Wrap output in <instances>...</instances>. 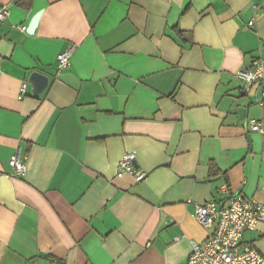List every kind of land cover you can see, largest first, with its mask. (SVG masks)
I'll use <instances>...</instances> for the list:
<instances>
[{"label": "crops", "instance_id": "0c3cea01", "mask_svg": "<svg viewBox=\"0 0 264 264\" xmlns=\"http://www.w3.org/2000/svg\"><path fill=\"white\" fill-rule=\"evenodd\" d=\"M0 3V264H186L223 184L264 203V80L237 76L264 61V0ZM127 152L143 181L117 176ZM243 243L264 256V223Z\"/></svg>", "mask_w": 264, "mask_h": 264}, {"label": "built area", "instance_id": "2783aa9c", "mask_svg": "<svg viewBox=\"0 0 264 264\" xmlns=\"http://www.w3.org/2000/svg\"><path fill=\"white\" fill-rule=\"evenodd\" d=\"M8 16L9 7L0 3V20ZM253 23L251 20L249 25ZM17 27L23 31L27 29L26 25ZM72 51L73 49H68L58 54L60 69L70 65ZM237 76L245 83L246 90H250L254 83L264 80V61H257L254 66L240 70ZM27 87V82H24L20 88V98L26 95ZM262 98L264 100V88ZM259 104L263 105V101ZM250 125L253 131H264L262 122L258 119H251ZM135 160L134 152L125 153L119 161L117 176L128 174L136 182L143 181L147 173L137 168ZM9 165L18 175L26 172V164L19 154L11 157ZM219 193V200L196 206L197 220L213 231L203 243H192V251L186 264H264V256L256 246L243 243L247 231L264 223V203L231 191L227 184L219 188Z\"/></svg>", "mask_w": 264, "mask_h": 264}, {"label": "water", "instance_id": "95a60500", "mask_svg": "<svg viewBox=\"0 0 264 264\" xmlns=\"http://www.w3.org/2000/svg\"><path fill=\"white\" fill-rule=\"evenodd\" d=\"M41 13L35 14V16L32 18L29 27L28 32L32 34L38 24L39 18ZM29 82L32 86V92L34 96H40V94L47 88L49 83L48 76L40 73V72H33L29 78ZM217 179V178H216Z\"/></svg>", "mask_w": 264, "mask_h": 264}, {"label": "trees", "instance_id": "16d2710c", "mask_svg": "<svg viewBox=\"0 0 264 264\" xmlns=\"http://www.w3.org/2000/svg\"><path fill=\"white\" fill-rule=\"evenodd\" d=\"M210 169L212 171L211 172L212 176H216V175L219 174L218 168H217V166L215 164H211ZM52 262H53V264H64L61 260L55 259V258H52Z\"/></svg>", "mask_w": 264, "mask_h": 264}]
</instances>
